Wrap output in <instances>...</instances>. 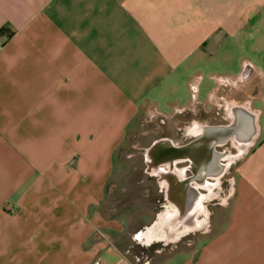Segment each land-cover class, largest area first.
I'll list each match as a JSON object with an SVG mask.
<instances>
[{"label":"crops","instance_id":"1","mask_svg":"<svg viewBox=\"0 0 264 264\" xmlns=\"http://www.w3.org/2000/svg\"><path fill=\"white\" fill-rule=\"evenodd\" d=\"M263 113L264 0H0V264H151L100 209L129 127L253 115L228 196L152 264H264Z\"/></svg>","mask_w":264,"mask_h":264},{"label":"rangeland","instance_id":"2","mask_svg":"<svg viewBox=\"0 0 264 264\" xmlns=\"http://www.w3.org/2000/svg\"><path fill=\"white\" fill-rule=\"evenodd\" d=\"M259 124L264 128V113L259 119ZM173 130V125L167 124L159 127L152 121L129 127L124 142L116 151L114 172L108 180L100 205L103 213L109 217L120 218L123 222L127 233L118 244H122L132 260L137 257L139 263L148 261L152 264L159 261L168 254L174 244V242H167L166 245L155 242L143 249L140 241L135 238L138 231H143L144 227L149 226L156 216L167 207V202H162L165 192L162 188L165 186L159 182V175L149 171L145 151L156 139L163 136L172 137L174 140L180 138V133L183 130H178L177 133H174ZM179 140L178 144L181 145L185 139L180 138ZM184 164H179V166ZM233 168L223 176L226 181V184L223 185V193H220L217 200L208 201L206 204L210 216L215 206L222 202L230 192ZM184 240L185 238L182 237L181 242L178 243H182ZM159 249L161 252L158 251Z\"/></svg>","mask_w":264,"mask_h":264},{"label":"water","instance_id":"3","mask_svg":"<svg viewBox=\"0 0 264 264\" xmlns=\"http://www.w3.org/2000/svg\"><path fill=\"white\" fill-rule=\"evenodd\" d=\"M236 122L238 119L235 121L236 126L209 129L202 142L180 145L168 138H159L146 149L145 157L149 171L159 175V182L166 188L167 207L142 231L147 233L143 239L145 243L175 242L189 231L199 229L198 216L202 213L197 210L196 206V202L200 198L197 184L206 183L208 178L217 179L218 175L225 172L222 171L224 163L220 161L223 157L214 153V146L222 145L230 140L237 146L238 156H241L254 142L257 132L256 116L253 115L250 118L249 123L255 125L254 131L248 135L245 141L239 140V136L244 133L245 129L243 126H238ZM185 162H190L192 167L202 164H207L205 165L207 167H204L198 174L196 171H192L195 176L190 178L185 175L187 166H179ZM213 166L222 167L221 171H214ZM204 226L202 225L200 228H204Z\"/></svg>","mask_w":264,"mask_h":264},{"label":"flooded vegetation","instance_id":"4","mask_svg":"<svg viewBox=\"0 0 264 264\" xmlns=\"http://www.w3.org/2000/svg\"><path fill=\"white\" fill-rule=\"evenodd\" d=\"M250 124L251 123H249V125H247L246 127H243L244 129H245V131H244V133L246 132V130L250 127ZM235 124H234V122H230L229 124H227V125H215V126H200V127H198L197 128V130H195V132H193L191 135H185L184 133H180V138L181 139H185V140H183L184 142H182L183 144L185 143V144H187V143H189V144H193V143H196V142H198V141H203L204 140V138L206 137V132L209 130V129H212V128H221V127H226V126H234ZM236 126V125H235ZM249 126V127H248ZM244 133H242L241 135L242 136H244V135H246V134H244ZM161 138H165V137H161ZM180 138H178V139H176V140H174V142H176V143H178L180 140ZM187 142V143H186ZM223 152V153H222ZM214 153L216 154V155H219V156H222L223 158L220 160L222 163H224V165H226V170H225V168H224V173L222 174V175H220L219 177H218V179H215V178H213V179H211V178H208V181H207V183H210V184H212L211 185V187H207V186H209V185H207V184H200L199 183V181H198V183L199 184H197V190H198V194L199 195H204L205 196V200H204V205L206 206V204L208 203V201H210V202H213V200H217L219 197V195H220V193H223V185H225L226 184V181L224 180V178H223V176H224V174L228 171V170H230L232 167H234V165L236 164V162H237V160L239 159V156H238V149H237V147H236V145L235 144H232L231 142H230V140H228L227 142H225L224 144H222V145H215L214 146ZM224 153L226 154V155H224ZM228 154H229V156H228ZM225 156V157H224ZM185 166H187V168H186V177H190V178H193L195 175H194V173L192 172V171H196L197 172V174H198V172H201V170L202 169H204V167H207V166H205V165H207V164H202L201 166H198V167H192L191 165H190V162H185V164H184ZM214 167V166H213ZM218 166L217 167H214V171H216V170H218ZM193 169V170H192ZM196 174V173H195ZM227 183H228V181H227ZM165 192H164V196H163V200H162V202L163 203H165V202H167V200H166V188L165 187H163L162 188ZM211 189V190H210ZM209 190L211 191V193H212V195H211V193L209 192ZM208 193H209V195H208ZM207 195V196H206ZM215 196V197H214ZM207 207V206H206ZM208 210V209H207ZM206 215H204V214H200L199 216H198V218H199V220H202L204 217H205ZM207 216H209V211H208V215ZM151 224V223H150ZM148 227V226H147ZM147 227H144L145 229L147 228ZM200 229V228H199ZM191 231H193V230H191ZM191 231H189L188 233H190ZM195 231V230H194ZM140 232H142V231H139V233ZM188 233H186L185 235H187ZM185 235H183L182 237H184ZM182 237H180V238H182ZM155 242H161V243H163L162 241H153V242H151V243H155ZM166 245V244H165Z\"/></svg>","mask_w":264,"mask_h":264},{"label":"bare ground","instance_id":"5","mask_svg":"<svg viewBox=\"0 0 264 264\" xmlns=\"http://www.w3.org/2000/svg\"><path fill=\"white\" fill-rule=\"evenodd\" d=\"M249 127V126H248ZM253 123H251L250 124V127L248 128L249 130H253ZM248 131V130H247ZM247 131L244 133V134H247ZM239 140L240 141H242V139L240 138V136H239ZM245 141V140H244ZM237 147V146H236ZM223 153V152H222ZM224 155H226L225 153H224ZM223 156V155H222ZM228 156H229V154H228ZM225 157V156H224ZM221 168L222 167H220V168H218V170H216V171H221ZM224 168L226 169V165H224L223 166V170L222 171H224ZM215 175H217V174H215ZM221 175V174H220ZM220 175H218L217 176V179H218V177L220 176ZM216 179V178H215ZM204 184H207V185H209V186H207L208 188L209 187H211V185L212 184H210V183H207V181H206V183H204ZM211 190V189H210ZM210 190H209V192H210ZM213 193V192H212ZM212 193H211V195H212ZM208 195H209V193H208ZM214 195V194H213ZM212 195V196H213ZM207 196V195H206ZM215 197V196H214ZM204 200H205V196L204 195H200V198L197 200V202H196V206L198 207V211H200L202 214H204V215H206L202 220H199L198 221V228H200L202 225H205V223H206V221H207V215H208V210L206 209V206H204ZM202 204V205H201ZM201 208V209H200ZM138 236L139 237H142V239H144L146 236H147V233H144V232H140L139 234H138Z\"/></svg>","mask_w":264,"mask_h":264}]
</instances>
